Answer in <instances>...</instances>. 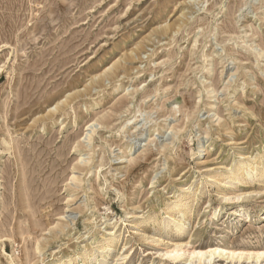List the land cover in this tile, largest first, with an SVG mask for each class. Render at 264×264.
<instances>
[{"label":"rangeland","instance_id":"obj_1","mask_svg":"<svg viewBox=\"0 0 264 264\" xmlns=\"http://www.w3.org/2000/svg\"><path fill=\"white\" fill-rule=\"evenodd\" d=\"M263 143L264 0H0V264L38 244L30 258L42 264L68 233L80 241L93 213L111 219L115 242L121 233L123 264L194 258L166 255L148 226L160 244L216 250L191 264H264V161L249 165ZM233 161L244 179L220 192L238 199L223 200L213 192ZM177 180L195 196L190 222L170 234L163 212L176 196L163 197ZM137 189L152 215L123 201Z\"/></svg>","mask_w":264,"mask_h":264},{"label":"bare ground","instance_id":"obj_2","mask_svg":"<svg viewBox=\"0 0 264 264\" xmlns=\"http://www.w3.org/2000/svg\"><path fill=\"white\" fill-rule=\"evenodd\" d=\"M75 93H76V91H75ZM59 105L60 104L56 105V107L54 109H50V111H53V112L57 111L59 108ZM242 124L243 123L241 122L240 125L242 126ZM243 126H245V125H243ZM233 132H234V130L232 128V131H231L232 135H234ZM235 141H237V140H235ZM235 141L230 142V143L236 144ZM135 144H136L135 141H131L128 145H126V152L131 151L134 148ZM239 144H240L239 146L237 144V147H235V149L236 148L237 149L242 148L241 147L242 143H239ZM232 148L234 149V147H232ZM252 148H253V146H252ZM250 152H251V148L247 149L246 153L241 154L240 158L242 160L248 159L250 157V154H249ZM126 157H127V154L120 156V159H123V161H119V163H125L124 158H126ZM263 161H264V143L261 144L259 147V157L257 159H255L254 161L250 162L249 165L251 166V168H254V167L256 168V167L260 166V164ZM244 164H245V162H242V161H238V162L233 161L232 164H229L225 167L227 176H230V178H227V179L220 181V185L218 187V190H216V192H213L214 196H219V194H221V199H223V200L224 199H226V200L230 199L231 201H233V200L238 199V197L232 196V198H231V197H228L227 194H223L220 192H223V190H225V189H230L232 187V185H231L232 181H234L235 179L236 180L237 179L238 180L244 179L242 174L240 175V177L237 175L232 176V174H231L234 171V169L240 170ZM175 170L176 169H173L172 171H175ZM162 172H164V171L162 170ZM141 179L147 180L148 183H150V184H154L157 182L158 177H157V173H156L152 177L147 175L144 178L143 177L138 178L137 180H135V182L142 184ZM175 183L176 184L173 185L174 189H171V191L163 197L164 200L162 198L163 203H165L166 200H171V198L173 196H176V199L174 201H172V203L169 204L167 206V209L163 212L165 214V216H169L170 219L168 220V224L167 225H166V223L164 225L162 224V227H166L167 229H169L170 234H172L174 232L175 228L180 229L181 227L186 225L187 222H190L189 216H187V215L192 210L193 196H195V187L193 186L194 185L193 183H189V182H187V180L186 181L177 180V182H175ZM138 192H140V189H137L133 193L134 194L133 198H131L127 193H123L122 194L123 201H126V204H127L128 201H130V199H133V200L135 199V201H133V202L136 205H133V208H134V211L136 213L137 212H145L147 215H152L154 212H156V207L155 206H150L149 208L144 207L145 204L143 205L141 203V200L136 199V197H137L136 194H138ZM229 193H231V191H229ZM26 196H23L25 198L21 201L22 204L27 202ZM234 198H236V199H234ZM28 205H29L28 206L29 208H31V206L33 205V204L31 205L30 200H29ZM128 207H129V205L125 206V208H124L125 212L128 210ZM223 208H224V206L220 207L218 210L213 211L212 215H215L217 212H220L221 210H223ZM234 213L236 216H240L241 210L234 211ZM35 215H36L35 213H32V219L33 218L35 219ZM93 215H94V213L92 214V217L85 218V220L87 221V225L89 224V222H92L93 224H95V221L93 220L94 219ZM154 216H155V214H154ZM140 219H141V223L145 222L143 217H140ZM109 220H111V219L108 216L104 217L103 219H101L100 224H95L96 227L93 226L94 228H91V229H88V226L86 225V229L88 231L84 232L82 239L78 242H77V240H79V237L77 239H73V237H72L73 233H68L67 235L65 234L66 235L65 236L66 241H64L65 243H62V244H65L66 247H62L60 249L52 251L50 253V255L47 256V258L42 256V258H41L42 264H109V263L110 264H123V262L125 261L124 259H126L125 258L126 257V253H125L126 251L120 252V253H118V255H113L114 254L113 249L116 248V245L119 244L120 242L123 243V239H122L121 233H119L118 234L119 235L118 242L114 241L115 236H116V232H115V230H113V228H111V226H109L111 224V222ZM67 222H68V225L72 224L73 229H75L76 224L73 221H71V222L67 221ZM147 228L149 229V231L146 232V236H145L146 238L145 239L147 241H150V242L154 241L157 244H159L160 247H162L164 249L166 255H168V256L176 259V260H181L182 254H186V252L194 254V258L198 255V256H201V259L207 260L208 258L212 257L216 252V250H212V251H210V253L208 255L207 252L202 253L200 251L197 252L196 250H194V251L189 250L188 248H186L189 244L183 242V239H176V240L171 239L168 242V244H164V243L160 244V242L163 241V239L161 238L162 237L161 231L155 233L154 229H156V228H153L152 226H148ZM46 229H48V227H46V225L45 226L43 225L41 230L46 231V233L51 232L50 230L47 231ZM64 229L68 230V227L63 228V230ZM31 231H32V229L29 228V230L26 231L25 233H28L29 235H31ZM25 233H23V234H25ZM46 233H44V234H46ZM74 234H76V233H74ZM170 236H172V235H170ZM181 237H184V234H180V238ZM75 241L77 242L76 244L73 243ZM15 242H17V241H15ZM54 246H56V244H54ZM97 247L102 248V251H101L102 257L100 259H99L100 256L98 258L96 256H92V252L96 251ZM31 250H32V251H30L31 253L32 252L41 253V249H40L39 244L36 247L34 246ZM218 252H224V249L219 248ZM230 253L232 255H234L235 252L230 251ZM30 254L28 256H26L25 258H20L21 261L19 264H25V263L35 264V263H33V259L30 258ZM76 258H78L79 261H77L75 263ZM194 258L191 256V258L189 260L190 264L194 261ZM142 261H143V258H142V256H140L137 264H141Z\"/></svg>","mask_w":264,"mask_h":264}]
</instances>
